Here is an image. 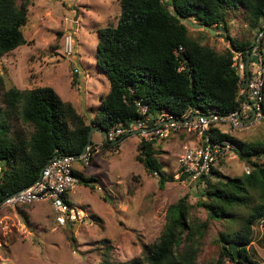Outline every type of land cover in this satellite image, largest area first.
I'll return each instance as SVG.
<instances>
[{
  "label": "trees",
  "instance_id": "trees-1",
  "mask_svg": "<svg viewBox=\"0 0 264 264\" xmlns=\"http://www.w3.org/2000/svg\"><path fill=\"white\" fill-rule=\"evenodd\" d=\"M117 1V22L98 30L95 50L96 65L106 74L109 89L89 120L50 86L1 88L4 106H0V201L33 183L54 155L80 154L91 127L106 131L138 120L141 116L136 100L147 106L153 119L163 112L180 118L188 111H205L208 107L228 114L243 103L244 82L232 67L231 50L246 56L256 43L236 41L228 34L227 10L247 11L256 40L264 29V0ZM29 3L30 0H0V57L26 43L24 27ZM190 18L207 28L206 37L212 35L211 30L215 32L213 36L217 31L225 32L228 46L216 49L203 43V36L192 37L184 23ZM263 38L264 32L256 41L264 55ZM12 118L21 127H14ZM208 132L212 141L233 143L249 171L224 177L214 167L209 175L191 181L198 189L194 206L205 210L207 219L199 221L191 215L192 205L183 196L168 206L159 237L144 247L141 256L119 263L103 258L99 264H212L197 260L212 220L225 226L216 236L220 248L214 264H264V257L259 261L250 253L253 225L261 220L264 227V138L245 143L218 128ZM117 145L101 142L103 149ZM153 145L154 142L140 141L136 159L149 174L158 176L159 188H164L174 177L162 171ZM91 146L96 147L93 139ZM75 176L86 184L97 181L95 176L77 171ZM179 179L188 177L181 173ZM70 239L74 241L71 234ZM105 249H110L107 244Z\"/></svg>",
  "mask_w": 264,
  "mask_h": 264
},
{
  "label": "rangeland",
  "instance_id": "rangeland-1",
  "mask_svg": "<svg viewBox=\"0 0 264 264\" xmlns=\"http://www.w3.org/2000/svg\"><path fill=\"white\" fill-rule=\"evenodd\" d=\"M119 14L117 0H30L24 27L26 43L0 57V106H4L1 88L26 90L50 86L89 120L109 89L108 78L95 61L98 30L116 24ZM189 21L197 24L193 18ZM227 23L228 34L236 41L257 43L261 36L255 40V30L250 28L243 8L227 10ZM187 26L190 35L197 39L203 36L205 44L216 49L228 46L219 35L206 37L205 28ZM11 122L14 127L22 125L13 118ZM220 128L240 142L260 141L264 138V116L240 129L227 125ZM93 133L95 142L100 134ZM140 141L132 134L111 149H103L100 143L102 151L93 154L88 165L74 163L77 172L95 176L97 181L88 184L79 181L68 193L71 216L63 224L56 221L52 207L46 202L15 208L2 205L0 264H99L103 258L119 263L141 256L144 247L159 237L168 206L183 196L192 205L191 215L199 221L207 219L205 210L194 206L198 198L194 182L179 179V158L184 146L197 141L196 134L182 130L154 142L155 157L162 171L174 177L164 188H159L158 176L149 174L136 159ZM215 168L224 177L249 171L235 150L233 156L219 159ZM261 222L253 225L250 245L251 255L259 261L264 257ZM224 228L221 221L210 222L198 252L199 262L214 264L220 248L216 236Z\"/></svg>",
  "mask_w": 264,
  "mask_h": 264
},
{
  "label": "built area",
  "instance_id": "built-area-1",
  "mask_svg": "<svg viewBox=\"0 0 264 264\" xmlns=\"http://www.w3.org/2000/svg\"><path fill=\"white\" fill-rule=\"evenodd\" d=\"M181 50L182 47H179L178 51ZM231 52L232 67L238 74L240 82L245 83L246 56H243L239 51L231 50ZM249 55L252 62L249 61L250 77L247 98L255 109L251 120H249L250 106L245 101L235 111L228 114L220 113L215 107H208L205 111L200 109L188 111L180 118L163 112L153 119L148 114L147 106L136 100L135 105L141 117L127 125H119L106 130L107 140L122 139L134 132L141 141L149 143L165 140L182 130L193 132L197 136V141H192L190 145L184 146L183 153L179 158L180 172L186 174L190 182L202 175H209L219 159L233 156L235 150V145L229 140L212 141L209 129L218 128L224 132L220 128L222 125L240 129L263 117L264 55L258 48V41L253 45ZM93 154L94 148L91 145L78 156L56 154V157L49 159L43 166L39 177L33 183L7 196L3 206L15 208L18 205L46 202L52 207L56 221L63 224L71 216L69 215L71 208L67 195L79 181V178L75 176L76 170L73 165L77 161L88 165Z\"/></svg>",
  "mask_w": 264,
  "mask_h": 264
},
{
  "label": "water",
  "instance_id": "water-1",
  "mask_svg": "<svg viewBox=\"0 0 264 264\" xmlns=\"http://www.w3.org/2000/svg\"><path fill=\"white\" fill-rule=\"evenodd\" d=\"M186 23L189 24V25H193L195 27L203 28L202 25L191 24L190 21H187ZM205 29H207V28L205 27ZM263 32H264V29L260 32V35H262ZM211 34L214 35L215 32L213 30H211ZM217 35H219L225 42H228V38L225 36V34H217ZM249 61H250V55L247 54L246 55V59H245L246 80H245L244 87H243V97H244V101L250 106L251 116H250L249 120H251L253 118L254 114H255V109L253 108V106L251 105V102L247 98L248 79L250 77ZM93 132H98L101 135V137L103 138V141L106 142V143H108V144H111V145L116 144V143H118L121 140L119 138V139L114 140V141H108L107 140V136H106V131L103 130V129H101V128H99V127L93 126L88 131L86 145L84 146L82 152L80 154H77V156L78 155H81L84 152L85 148L91 145V142H92V133ZM132 134H134V132ZM54 157H56V155H54L52 158H54ZM4 200H5V198L0 201V207L3 205Z\"/></svg>",
  "mask_w": 264,
  "mask_h": 264
},
{
  "label": "crops",
  "instance_id": "crops-1",
  "mask_svg": "<svg viewBox=\"0 0 264 264\" xmlns=\"http://www.w3.org/2000/svg\"><path fill=\"white\" fill-rule=\"evenodd\" d=\"M92 139H93V135H92ZM103 141V138L101 137V135H100V137L99 138H97L96 139V141L94 142L95 143V145H96V147H95V152H94V155L96 154V152L97 151H99V147H98V144H100L101 142ZM102 150H100L99 152H101ZM98 153V152H97ZM81 173V172H80Z\"/></svg>",
  "mask_w": 264,
  "mask_h": 264
},
{
  "label": "clouds",
  "instance_id": "clouds-1",
  "mask_svg": "<svg viewBox=\"0 0 264 264\" xmlns=\"http://www.w3.org/2000/svg\"><path fill=\"white\" fill-rule=\"evenodd\" d=\"M9 196V195H8Z\"/></svg>",
  "mask_w": 264,
  "mask_h": 264
}]
</instances>
